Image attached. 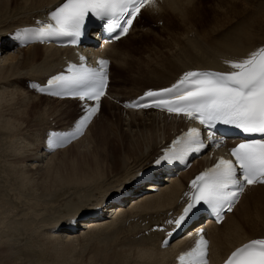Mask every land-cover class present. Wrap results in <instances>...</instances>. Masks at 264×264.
Instances as JSON below:
<instances>
[{"label":"bare ground","instance_id":"bare-ground-1","mask_svg":"<svg viewBox=\"0 0 264 264\" xmlns=\"http://www.w3.org/2000/svg\"><path fill=\"white\" fill-rule=\"evenodd\" d=\"M244 1L229 5L234 19L206 35L210 37L205 40L210 41L208 44L198 41H204L202 37L186 39L183 45L177 42L180 43L178 49H171L173 52L169 51V56L161 64L156 66L153 63L156 67L148 68V76L159 80L152 82L151 86L139 88V92L130 97L127 95L128 98L114 92L111 94L115 78L129 69L126 59L117 60L120 57L118 46L133 34L144 14L154 18L175 10L183 14L178 6L183 1L157 0L154 6L141 12L130 33L118 43L108 44L101 38L93 37L96 44L81 50L91 62L98 63L101 59L111 61L109 96L113 101L109 103L110 108L119 103H132L149 90L171 87L190 70H228L229 61L244 59L264 46V0ZM62 2L64 0H0V179L3 178L0 180V210H3L0 213V264H69L71 260H78L77 254H81L89 243L107 248H96L93 258L98 257L101 264H176V254L193 244L200 229H206L211 240L213 264H220L246 241L264 237V187H253L244 194L236 210L226 216L221 227L203 216L195 217L182 236L170 243L167 249L163 248L162 242L168 236L169 228L165 220L181 214V199L189 181L212 163L211 154L207 153L190 172L178 178H170L174 172L160 169L154 174L155 182L152 184L139 179L143 173L157 168L155 161L165 154L169 143L186 128L183 120L155 111L135 112L126 108L123 110L128 115L123 125L126 132L119 134V145L102 141L105 148L95 149L97 151L89 155L88 150L81 149L89 141L99 113L82 138L49 156L52 154L43 139L47 138L49 131L73 129L72 120L83 115V106L77 100L59 101L38 94L22 105L20 97L28 93L21 89L26 83L43 86L53 75L62 72L68 62L77 61L78 56L75 50L61 49L52 43L29 44L25 50L20 49L22 47L11 39L18 31L38 27V21L47 22L49 13ZM242 2L245 3L242 8L244 13L240 11L239 14L237 4L241 6ZM220 14L219 10L214 13L216 18ZM212 35H215L214 38ZM192 56L195 61H188ZM13 87H17L15 93L6 90ZM1 90L7 92L4 94ZM12 94H17L16 101ZM6 98H9L6 101L8 104L2 105ZM32 98L37 101H32ZM40 101L47 105L71 107L48 111L41 109ZM75 105L77 108H73ZM19 106L24 108H21L22 113H18ZM56 116L68 120L67 123L63 121L65 128H55ZM75 149H78L76 158L85 162L79 167L78 161L75 163L73 159L75 165L65 174L64 161L58 163L57 157ZM48 156L51 158L45 163V168L44 165L41 167V160ZM135 162L139 164L134 170ZM27 163H31V167ZM142 193L146 195L137 197ZM129 202L132 206L124 209L123 206ZM104 210L109 213L114 211L117 215L112 220L102 221L103 217H108ZM102 211L104 215L101 216ZM81 220L82 226L89 229L79 235L77 222ZM157 226L166 230L156 231L154 228Z\"/></svg>","mask_w":264,"mask_h":264},{"label":"snow or ice","instance_id":"snow-or-ice-1","mask_svg":"<svg viewBox=\"0 0 264 264\" xmlns=\"http://www.w3.org/2000/svg\"><path fill=\"white\" fill-rule=\"evenodd\" d=\"M154 6L153 0H64L48 15V21H38V27L18 32V40H45L69 37L77 44L86 21L96 18L116 32L115 39L126 35L142 9ZM119 29V31H116ZM85 58L81 57L83 61ZM230 71H187L171 87L149 90L134 103L133 108L155 107L168 113L195 119L208 130L206 141L198 129H190L176 140L172 147L155 162L182 161L190 153L206 149L209 144L219 147L224 143L223 133L218 137V125L228 126L260 139L239 143L231 150L233 159L221 157L218 162L192 180V192L186 207L178 217L166 221L180 229L197 214L207 210L223 219L222 213L232 211L239 196L248 185L264 183V47L246 58L228 62ZM97 68L84 64L69 65L65 72L53 75L46 85L31 84L40 93L53 96H71L81 101H94L85 109L70 134L51 132L47 141L50 149L70 143L83 134L85 127L100 110L101 98L108 87L109 61L101 59ZM226 129L225 131H227ZM141 175L139 179H145ZM158 230L164 231L163 227ZM171 232L168 233L171 236ZM167 245L168 241H164ZM208 241L202 234L192 251L179 257L180 264H208ZM226 264H264V239H255L231 253Z\"/></svg>","mask_w":264,"mask_h":264},{"label":"rangeland","instance_id":"rangeland-1","mask_svg":"<svg viewBox=\"0 0 264 264\" xmlns=\"http://www.w3.org/2000/svg\"><path fill=\"white\" fill-rule=\"evenodd\" d=\"M182 1H183L184 4L181 2L182 5H181V3H179L178 6L181 7L182 11L184 12L183 14L179 10H175L174 13L171 12V11H168L167 13H165L163 15H160V16H158L156 18H154V16H152V15L144 14L142 16L141 20L139 21V23L137 24V27H136L135 31L133 32V34L125 42H123L120 46H118V48H117L118 50L117 51L120 53V57H118L117 60H119V58H122L125 61V59H126L127 63H129L128 64L129 65V69L127 71L128 73L126 72L124 74H121L120 76L115 78V80H114V76H113V80L114 81L111 84V94L115 93V94H119V95H122V96L128 98V96L130 97L131 95H134L136 92H139L140 91L139 88L151 86L153 84L152 82H155V81H157L159 79L155 80V76H150L149 77L148 76L149 74H147L148 73L147 71H149L153 67L155 68L158 64H161L163 59L166 58L167 56H169V54H170V52L172 50L174 51L175 49L179 48V44L181 42H182V45H183L184 44L183 42H185V41H187L189 39L191 40V38L192 39L196 38V40H197V39H200V37H202V39L204 41H202L201 39L198 40V41H200V43H202V44L203 43L204 44H206V43L208 44L210 41L207 42L205 40H208L209 36L207 37L206 35H209L210 32L213 29H215V28H218V27H220L222 25H227L228 22L234 16V14H231L232 12L229 11V5L232 4V3H235V2H239V0H190V1H188L189 3L185 2L184 0H182ZM242 1L245 2L244 0H242ZM243 2H242V4H243ZM244 4L241 5V6L239 4H237L238 13L239 14H241L240 11H242V12L244 11L242 9L244 7ZM216 10H219L220 13H221L219 17L217 16V18L215 17L216 15H214ZM222 11L224 13H222ZM203 12H205V13H203ZM184 14H185V16H182ZM178 17H179V19H178ZM182 17H184V18H182ZM207 17H209L210 19L208 20ZM206 18H207V20H206ZM234 21H237V19L234 20ZM204 23H205V26H203ZM199 24H202V25H199ZM197 26H199V27H197ZM203 35H204V38H207V39H204ZM214 36L215 35H212L213 38H214ZM182 39H183V41H182ZM167 40H168V42H167ZM177 42H180V43H177ZM28 47L29 46L22 47L20 49H24L25 50ZM173 48H175V49H173ZM39 55H40V59H41V54H39ZM124 57H127V58H124ZM192 57L193 58L189 59L188 61H195L194 56H192ZM155 59H157V60H155ZM148 62H150V63H148ZM153 63L156 66H154ZM147 65H148V67H147ZM149 65H150V67H149ZM130 67H131V69H130ZM148 68H150V69H148ZM145 73H146V75H145ZM144 76H146V77L144 78ZM137 78H138V80H137ZM149 79H150V81H149ZM140 80H142V81H140ZM30 85L31 84L27 85V83H26V85L21 89L22 91H24V93H28V94H26V96L22 95V97H20V102L22 103V105L24 104V102H25V104H26V102H29V99L31 101V98H30L31 96L36 97V95L38 94V93H36L34 91V88L30 87ZM6 90H8V92L15 93L16 90H17V87L16 88L13 87L11 89L9 88V89H6ZM6 90H3V91L1 90V92L5 94V92H7ZM12 95H14V94H12ZM39 96H41V95H39ZM17 97L18 96L16 94V95L13 96V99H15V101H16ZM9 98L8 99L6 98V100L3 101L1 104L2 105L5 104V103L8 104L6 101H9ZM21 99H22V101H21ZM51 99H53V98H51ZM34 100L37 101L36 99L32 98V101H34ZM112 101H113V98H111L109 96V98L107 100H105L100 105L101 112H100L99 118H98V120L96 122L97 124L95 123V126H93V129L91 130V133H90V136H89L90 137L89 141L87 143H85V145L82 146L83 149H81V150L84 151V148H85V150H88L87 153L89 155H91V154L93 155L95 151L100 150L101 148L102 149L105 148L102 145V141L103 142L107 141V142H110L111 144H113V146H118L119 145L118 144L119 134L121 132H126L125 131L126 128L123 125L126 122V119H127L128 115L126 116V114L123 112V110H124L122 108L123 104H121V103H119V105L117 104L116 107L110 108L109 103H111ZM39 103L41 104L40 105L41 109H45L46 108L48 111H52L55 108H57L59 110H63L65 108L67 109V108L71 107L70 105H62L61 107H59L58 105H51V104L47 105L48 103H46L44 101H40ZM74 107L77 108L76 105L73 106V108ZM106 107H107V110H106ZM17 108L20 109L18 111V113H22V109L21 108H23V107L19 106ZM81 108H82V112L85 113V109L83 107H81ZM102 110H103V113H102ZM15 111H17V110H15ZM15 113H17V112H15ZM58 117H57V121H54V123H57L55 128H57V127H59L60 129L65 128L66 126H63V125H65L63 123V121H65V120L62 119L61 117L60 118H58ZM79 117L73 118V120H72L73 124ZM130 121L131 120H128V122H130ZM65 122L67 123L68 120L65 121ZM102 131H103V133H102ZM103 137H104V139H103ZM45 138L43 140L46 141ZM100 140H101V142H100ZM98 145H100L101 147L99 148ZM93 147H94V149H93ZM95 149H97V150H95ZM77 150L75 149V150L69 151L67 154L64 155L65 157L63 155H60L61 157L60 156L57 157V159H58L57 162L58 163L59 162L61 163L63 161L65 162V163L63 162L65 174H68V171H70L72 169V165L73 166L75 165L74 161H75V163L78 161L79 167L85 162V160H83V159L80 160V158L79 159L76 158L75 154H77V152H78ZM56 152H58V150L53 151V153L51 152L50 154H52V155H49V156H53ZM49 156H48V158H45V159L41 160L42 162L39 164V165H41V167L44 165L43 168H45V166H46L45 163H47V161H49L50 158H51ZM61 158H63L64 160L61 159ZM65 158H68V159H65ZM71 159H72V161H73V159H75V160L73 162H71ZM66 160L70 162L71 166L69 165V162L66 163ZM87 160H89V159H87ZM136 162L134 164V170L136 169L137 165L139 164V163L137 164ZM197 163L198 162L196 161L194 163V165L197 164ZM30 164L31 163H27V166L29 165V167H31ZM65 165L66 166L68 165L67 168H66ZM0 180H3V178L0 179ZM6 180H9V179H6ZM2 184H4V182ZM167 184H168V182H167ZM146 193H142V194L138 195L137 197H140V196L143 197V196L146 195ZM106 206L108 207V205L105 204V207ZM129 206L130 207L132 206V202L126 203L123 207H124V209H126V208L129 209L130 208ZM104 209H106V208H104ZM107 210L109 211V209H107ZM107 210H104V211H105V214L107 213L108 217H103L102 221L103 220L104 221L112 220L117 215L114 211L113 212L110 211V213H109V212H107ZM10 211H12V210H10ZM1 212H3V210L2 211L0 210V213ZM13 212H15V210H13L12 213ZM102 215H104V213L101 214V216ZM77 223H78L77 225L79 227L77 228L76 231H78L77 233H79V235L84 233L85 230H86V232L88 231L89 228H87V226H85L86 228H84V226H82L83 225L82 220L78 221ZM2 230H3V228H2ZM10 244H12V243H10ZM90 245L91 244L89 243L88 247H86L87 251L85 249V250H83L81 252V254L80 253L77 254L79 256L77 261H75L76 259L73 260V261L71 260V262L69 264H86V263L87 264H95L94 262H96V264H99L100 262L98 260V257L97 258H93L95 253H97L96 248H102V249H107V248L101 247V244H100V246H98L96 244H92L91 247H89ZM92 247L95 248V250ZM91 248H92V251L88 252V251L91 250ZM84 251H85V254L83 253ZM19 263H21V262H19Z\"/></svg>","mask_w":264,"mask_h":264}]
</instances>
